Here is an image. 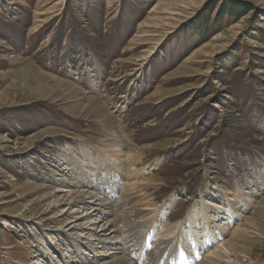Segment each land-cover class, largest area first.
Instances as JSON below:
<instances>
[{
	"label": "rangeland",
	"instance_id": "374dc122",
	"mask_svg": "<svg viewBox=\"0 0 264 264\" xmlns=\"http://www.w3.org/2000/svg\"><path fill=\"white\" fill-rule=\"evenodd\" d=\"M129 184L136 249L264 263V0H0V264H108Z\"/></svg>",
	"mask_w": 264,
	"mask_h": 264
},
{
	"label": "bare ground",
	"instance_id": "6f19581e",
	"mask_svg": "<svg viewBox=\"0 0 264 264\" xmlns=\"http://www.w3.org/2000/svg\"><path fill=\"white\" fill-rule=\"evenodd\" d=\"M65 4V3H64ZM56 60V59H55ZM110 79V78H109ZM134 86V85H133ZM259 93V92H258ZM122 138V137H121ZM110 139L113 140V145H115V147L117 146V144L121 141L120 139H116L114 137H111ZM122 143V142H121ZM121 147V146H120ZM114 153L112 154L111 157L116 158L117 156V152L119 151V149L114 148ZM89 152V151H88ZM105 154V153H104ZM111 159H109L110 161ZM129 160V159H128ZM133 161V160H132ZM111 163V162H110ZM129 187L127 190L124 191V193L126 194L125 198H121L120 202L118 203V206L116 208V217H117V225L118 228H112L111 232L114 235L113 237L110 236L113 239L112 245H113V249L116 251L115 254L113 256H115V259H113L111 262H109L108 264H158V260H161L162 258V254L165 252H170L173 250V248H171L170 250V246L172 244V239H168L165 238L167 235L166 233L164 235H162L161 237H159L157 240L154 241V247L151 248L150 250H148L144 256L145 259L143 258V260H140V256H138L135 260L131 261L129 260L128 256H130L133 252H135L134 250L136 249V242L139 241H134L136 238V232L140 231V229L142 228V226H144L145 224V213H144V209L141 208V206H136V190H134V186H132L131 184H129ZM78 191V190H77ZM140 191V190H138ZM80 192V190H79ZM83 192V191H82ZM79 194L76 198L77 203H81L84 204L86 202L87 198L90 197H86V193L84 194ZM138 193V192H137ZM87 195H89L87 193ZM92 195V194H91ZM74 196V195H73ZM90 196V195H89ZM93 196V195H92ZM96 198V197H95ZM73 200V199H72ZM90 200V199H89ZM100 200V199H99ZM260 202V201H259ZM110 203V202H107ZM166 203L168 205H171L174 203V200L172 198H169L168 201H166ZM79 205V204H78ZM88 205V204H87ZM98 206V205H97ZM92 207V206H91ZM108 207V206H107ZM116 207V206H115ZM100 208V207H99ZM113 208V207H112ZM92 209V208H91ZM98 209H93V211H97ZM109 211V210H108ZM111 211V210H110ZM113 211V210H112ZM98 212L100 213L101 211L98 210ZM114 215V214H113ZM206 216V215H205ZM115 217V218H116ZM114 221V219H113ZM203 222V219L201 220ZM73 222V221H72ZM97 223V222H96ZM115 224V223H114ZM108 225V224H107ZM105 223V226H107ZM101 226V225H100ZM148 226V224H147ZM185 227V226H183ZM106 228V227H105ZM236 230V227H235ZM240 230V229H239ZM100 231H104V229L100 230ZM234 231V230H233ZM141 232V231H140ZM239 232V231H238ZM240 233V232H239ZM107 233L105 232H95L94 233V237L95 239L98 240L99 243H102L103 245L108 244V242L110 243V241H108V237L106 236ZM111 234V235H112ZM244 234V233H243ZM246 235V234H245ZM165 236V237H164ZM139 237V236H138ZM91 238V236H90ZM127 239L128 240V245L124 246V244L118 245L120 244V239L124 240ZM137 239V238H136ZM144 239V237H143ZM147 239V238H146ZM181 239H183L181 237ZM245 239V238H244ZM56 240V239H55ZM141 241V240H140ZM119 242V243H118ZM144 244V240L142 242ZM88 244V243H85ZM140 244V243H139ZM221 244V243H220ZM89 245V244H88ZM87 245V247H88ZM223 245V244H222ZM98 246V245H97ZM92 247V246H91ZM220 247V246H219ZM223 247V246H222ZM226 248V247H225ZM187 249V248H186ZM221 249V248H219ZM82 250V249H81ZM227 252V251H225ZM228 254V253H226ZM230 254V252H229ZM232 256V255H231ZM230 256V257H231ZM221 254L219 250L214 251V249H212L211 251H209V255L206 254V256L203 258V261L198 260V262L196 264H220V260H221ZM230 257H227L230 259ZM233 257V256H232ZM223 258V257H222ZM184 259L186 260V262H189L187 264H192L190 263L191 260H193L192 258H188L186 256H184ZM249 260V259H248ZM141 261V262H140ZM92 262L91 260L87 263ZM162 263V262H161ZM103 264V263H102ZM107 264V263H106ZM264 264V263H263Z\"/></svg>",
	"mask_w": 264,
	"mask_h": 264
},
{
	"label": "trees",
	"instance_id": "16d2710c",
	"mask_svg": "<svg viewBox=\"0 0 264 264\" xmlns=\"http://www.w3.org/2000/svg\"><path fill=\"white\" fill-rule=\"evenodd\" d=\"M231 11H232L231 13H233V15H240L242 13V11L239 10L238 6L235 7L234 10L232 9Z\"/></svg>",
	"mask_w": 264,
	"mask_h": 264
}]
</instances>
